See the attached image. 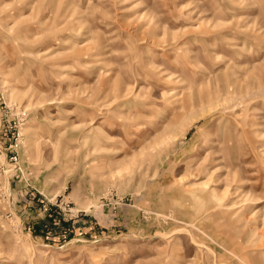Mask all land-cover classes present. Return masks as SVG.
Wrapping results in <instances>:
<instances>
[{
  "label": "rangeland",
  "instance_id": "1",
  "mask_svg": "<svg viewBox=\"0 0 264 264\" xmlns=\"http://www.w3.org/2000/svg\"><path fill=\"white\" fill-rule=\"evenodd\" d=\"M0 264H264V0H0Z\"/></svg>",
  "mask_w": 264,
  "mask_h": 264
}]
</instances>
